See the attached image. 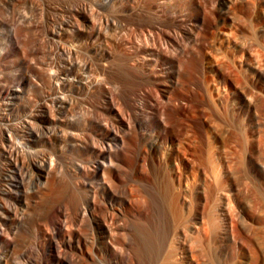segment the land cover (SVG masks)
<instances>
[{"label":"bare ground","instance_id":"obj_1","mask_svg":"<svg viewBox=\"0 0 264 264\" xmlns=\"http://www.w3.org/2000/svg\"><path fill=\"white\" fill-rule=\"evenodd\" d=\"M40 1L0 48V264H264V0Z\"/></svg>","mask_w":264,"mask_h":264},{"label":"rangeland","instance_id":"obj_2","mask_svg":"<svg viewBox=\"0 0 264 264\" xmlns=\"http://www.w3.org/2000/svg\"><path fill=\"white\" fill-rule=\"evenodd\" d=\"M32 1H34L35 3H34V2L32 3ZM38 2H41V1H40V0H37V1H36V0H29V2H28V0H27V3L25 2V4H27V5H25V6L29 7V6H31V5L33 4L31 8H32L34 11H33L30 7H29V8L24 7V4H22V6H23L24 8L20 5L21 7H19V9L21 10V8H23L21 11H24V12L21 13V11H20L19 9H17V10H19L20 12L16 10V11L18 12V14H16V15H15V13H17L16 11L13 13V11L11 10V8H9V7H4V9H5V8L10 9V12H9V11H8V12L11 13V11H12L13 14L11 13V14H12V15H11V14H9L8 12L6 13V12L3 11V12H4V15H5V18H6V16H7L6 14H9V16H7V18L5 19V26L1 27V29H0V48L3 47V48L5 49V48H7V47H11V46H9V45L14 44V40H13L14 37H12V36H14V30H15L14 22H15V24H16V23L19 21L20 23H19V22H18V23L21 24V22L24 23V21H25L26 24H28V23L30 24V23H32V22L34 23L35 21H38V19H37L38 17L41 18L40 20L43 19V14H42V13H43L44 11H43L42 7H40V6H41L40 4H42V3H40V4H36V3H38ZM30 3H32V4H30ZM34 4H36L37 6L34 5ZM28 5H29V6H28ZM39 5H40V6H39ZM33 6H35V7L33 8ZM39 7L41 8V11H43V12H40V13H41V16H40V13H39V11H40ZM4 9H3V10H4ZM24 9H25V10H24ZM35 9H37V10L39 9V10L35 12ZM28 10H29V11H28ZM31 10H32V11H31ZM5 11H7V10H5ZM29 12H30V13H29ZM33 12L37 13L36 15H38V13H39V15L36 17L35 13H33ZM5 13H6V14H5ZM19 13H20V14H19ZM24 13H25L26 16H24ZM27 13H29V14H27ZM31 14H32V15H31ZM17 15H18V16H17ZM19 15H20L21 17H22V16L26 17V18H25L26 20L22 17V20H23V21H22V20H21V17H20ZM28 15H31V16H28ZM10 16H12V19L14 18V19H13V22H12V19L10 18ZM13 16H14V17H13ZM15 16H16V19H15ZM27 16H28V17H27ZM32 16H33V18H31ZM18 17H20V18H19L20 20H18ZM30 18H31L32 20H31ZM34 18H36L37 20L34 19ZM8 19H9L12 23H11ZM27 19H28V20H27ZM6 20H8V21L11 23V27H10V24H9V23L7 24L8 21H6ZM30 20H31V21H30ZM33 20H35V21H33ZM40 20L38 21V22H39V26L42 25L40 28L43 29V25H44V24H42V23H43V20H42V23H40V22H41ZM16 21H17V22H16ZM28 21H29V22H28ZM38 22H36V23H38ZM18 23H17V24H18ZM12 24H13V25H12ZM17 24H16V25H17ZM6 26L8 27V28H7L8 30H5V29H6ZM25 26H28V25H25ZM9 27H10L11 29L13 28V29H12V30H13V31H12L13 33H12L11 36L8 34V33H10V32H9V31H10V28H9ZM41 29H40L38 32H36V33H39V32L41 31ZM6 31H7V32H6ZM40 33H41V32H40ZM40 33H39V34H40ZM10 34H11V33H10ZM27 34H28V32H27ZM8 35H9L10 38L8 37ZM40 36H41V35H40ZM40 36H39V37H40ZM41 38H42V36H41ZM11 39L13 40V42H12ZM10 40H11V41H10ZM4 41H5V42H4ZM7 41H8V42H7ZM7 44H8V45H7ZM4 46H5V47H4ZM13 46H14L13 48L16 47L15 45H13ZM0 50L3 51V49H0ZM12 66H13V65L11 64L10 67H7L6 69L4 68V70H3V68H1L2 71L0 70V71H1L0 74H1L2 78H3V76H4V79H6V77H7V78L10 77L8 80H10V79H11V80H12V79L14 80L13 77H15L16 75H20V74H23V73H24V71H23L20 67H18V66H17V67H16V66H13V67H12ZM7 69H8V70H7ZM15 69H17L18 72L15 73V72H14ZM19 69H21L22 71H19ZM5 70H6V72H5ZM10 71H11V72H10ZM2 72H3V73H2ZM9 72H10V73H9ZM21 72H22V73H21ZM4 73H5V74H4ZM2 74H4V75H2ZM14 74H15V75H14ZM10 75H11V76H10ZM8 76H9V77H8ZM13 80H12V81H13ZM214 264H215V263H214ZM216 264H221V263H220V262H216Z\"/></svg>","mask_w":264,"mask_h":264}]
</instances>
